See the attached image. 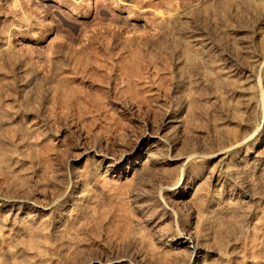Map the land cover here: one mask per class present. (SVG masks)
I'll return each instance as SVG.
<instances>
[{
  "label": "rangeland",
  "instance_id": "1",
  "mask_svg": "<svg viewBox=\"0 0 264 264\" xmlns=\"http://www.w3.org/2000/svg\"><path fill=\"white\" fill-rule=\"evenodd\" d=\"M263 5L0 0V264H264Z\"/></svg>",
  "mask_w": 264,
  "mask_h": 264
},
{
  "label": "bare ground",
  "instance_id": "2",
  "mask_svg": "<svg viewBox=\"0 0 264 264\" xmlns=\"http://www.w3.org/2000/svg\"><path fill=\"white\" fill-rule=\"evenodd\" d=\"M263 6H264V5H263ZM263 6H262V7H263ZM263 9H264V7H263ZM263 16H264V15H263ZM260 21H261V20H260ZM260 21H259V22H260ZM262 21H263V19H262ZM261 23H262V22H261ZM259 26H260V25H259ZM257 27H258V26H257ZM257 27H256V29H257ZM254 28H255V27H254ZM258 30H259V29H258ZM258 30H257V31H258ZM257 31H256V32H257ZM258 32H259V31H258ZM259 34H260V33H259ZM199 43H201V42H199ZM205 52H206V51H205ZM205 55H206V54H205ZM175 122H179V120H176ZM260 138H262V137H260ZM230 146H231V145H230ZM151 156H152V157H151L150 159H149V158L146 159V162L156 163V158H155V157L153 158V155H151ZM184 191H185V190H184ZM184 191L178 193V196H179L181 193L183 194ZM79 194H80V193H79ZM77 195H78V194H77ZM84 195H85V194L81 193V195L79 196V199H82ZM85 197H86V196H85ZM76 199H77V198H76ZM82 200H83V199H82ZM76 201H77V200H76ZM80 201H81V200H80ZM82 202H83V201H82ZM82 202H81V203H82ZM77 205L80 206V204H77ZM15 222H17V221H15ZM17 223H19V222H17ZM21 224H22V222H21ZM15 226H16V225H15ZM22 226H23V225H22ZM15 228H16V227H15ZM16 229H17V228H16ZM60 229H61V228H60ZM54 230H55V229H54ZM18 231H20V230H18ZM57 231H58V230H57ZM57 231H54L55 233H53V231H52V233H53V234H56ZM58 232H59V231H58ZM65 242H67V240H65ZM193 249H194V250L196 249L195 246H194Z\"/></svg>",
  "mask_w": 264,
  "mask_h": 264
}]
</instances>
